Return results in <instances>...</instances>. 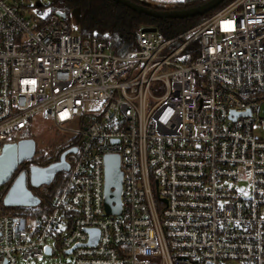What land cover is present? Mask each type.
I'll return each instance as SVG.
<instances>
[{"label":"built area","instance_id":"2783aa9c","mask_svg":"<svg viewBox=\"0 0 264 264\" xmlns=\"http://www.w3.org/2000/svg\"><path fill=\"white\" fill-rule=\"evenodd\" d=\"M28 2L43 14L0 0V154L35 116L76 153L48 214L0 217V264H264V0H226L170 38L141 27L125 54Z\"/></svg>","mask_w":264,"mask_h":264},{"label":"trees","instance_id":"16d2710c","mask_svg":"<svg viewBox=\"0 0 264 264\" xmlns=\"http://www.w3.org/2000/svg\"><path fill=\"white\" fill-rule=\"evenodd\" d=\"M46 9L49 14L61 13L69 17L71 12L79 13L78 34L83 38L105 40L111 39L117 54H125L135 49L136 35L141 27L155 28L166 38L176 36L190 28L200 24L221 6L203 16H197L184 20H157L143 14L127 9L120 4L110 0H47ZM136 5L147 7L156 11H181L194 8L209 0H183L176 2L167 8L161 6H150L141 0H128ZM69 144V145H68ZM73 145V141H65L55 152L45 157H36L24 162L17 167L11 179L0 187V217L28 216L29 218L43 216L51 211L52 200L60 193L66 181V173H59L55 176L49 186H42L34 189L27 183L28 189L34 196L39 198L40 204L37 209L31 208H6L2 205V200L13 183L14 179L22 172L28 173L31 166L47 167L59 160L60 155Z\"/></svg>","mask_w":264,"mask_h":264},{"label":"water","instance_id":"95a60500","mask_svg":"<svg viewBox=\"0 0 264 264\" xmlns=\"http://www.w3.org/2000/svg\"><path fill=\"white\" fill-rule=\"evenodd\" d=\"M116 4L130 9L138 14H143L157 20H184L197 16H203L213 11L226 0H209L203 5L181 10V11H156L147 7L136 5L128 0H110ZM40 7L38 3L36 5ZM62 20H66V16L57 13ZM143 31H155L154 28H145ZM76 149L71 148L64 151L59 160L47 167L31 166L28 173H20L11 184L5 194L2 205L6 208H37L40 204L39 198L34 196L28 189L30 187L38 189L42 186H49L55 176L59 173H66L69 170V165L65 161L66 156L75 154ZM35 155V142L32 139H23L13 145L3 147L0 154V187L6 184L17 167L24 162L33 159ZM104 209L109 215H119L121 212L120 206V190H121V172L119 170V159L117 156H106L104 158ZM91 238L90 244H95L98 238V232L95 230L89 231ZM70 252H67L69 254ZM45 254L49 255V249L45 250Z\"/></svg>","mask_w":264,"mask_h":264},{"label":"rangeland","instance_id":"374dc122","mask_svg":"<svg viewBox=\"0 0 264 264\" xmlns=\"http://www.w3.org/2000/svg\"><path fill=\"white\" fill-rule=\"evenodd\" d=\"M147 5L150 6H161L167 8L170 5H173L176 2H181L183 0H141ZM48 4L47 0H43L42 11L43 14L39 16L40 9L35 7L34 2H28V5L33 7V10L29 12V16H39L43 17L48 14V10L45 8ZM65 22L71 27L72 30L78 34L79 29V13L78 11H73L66 18ZM24 139H32L35 142V155L36 157H45L51 153H55L65 141H68V138L63 136L57 129L46 120H43L39 116H35L31 121V126L24 134ZM69 145V144H68ZM27 209V208H25ZM37 209V208H31ZM28 218V216H24ZM17 264H27L24 262H18ZM29 264H72L70 257L65 255H56L45 257L42 260L33 261Z\"/></svg>","mask_w":264,"mask_h":264}]
</instances>
